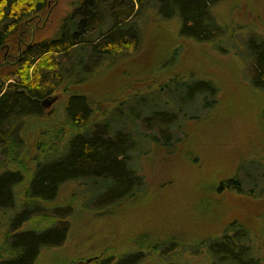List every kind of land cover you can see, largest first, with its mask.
I'll return each instance as SVG.
<instances>
[{
	"label": "trees",
	"instance_id": "1",
	"mask_svg": "<svg viewBox=\"0 0 264 264\" xmlns=\"http://www.w3.org/2000/svg\"><path fill=\"white\" fill-rule=\"evenodd\" d=\"M49 1L0 0V264H37L43 251L65 244L70 220L83 208L107 213L142 195L147 183L133 165L139 145L133 127L138 121L147 129L162 132L161 145L169 148L176 143L171 142L170 128L182 116L183 108L188 107L192 114L219 105V89L205 80L184 84L186 99L176 106L175 102L171 106L164 103L149 110L151 104L142 99L139 113L124 111L128 99L111 107H121L119 111L106 108L99 112L86 94L70 93L71 87L86 83L107 59L139 50L142 40L135 24L139 15L151 8L166 21L177 20L180 39L190 37L219 54L230 52V42H234V32L219 24L214 13V7L227 0H75L55 35L42 39L36 32L31 47H24L22 57L15 61L19 46L32 39L24 32L26 20L35 15L44 18ZM249 33L250 67L244 77L251 89L264 94V39L258 32ZM12 61L15 64L10 72ZM168 82L171 80L154 91L166 94ZM63 94L61 120H56L55 126L47 124L58 134L36 136L31 156L32 123L58 119L54 110L46 114L42 101ZM197 101L198 106L194 105ZM128 122L133 125L128 127ZM176 128H181L180 121ZM159 139L155 133L150 142L157 144ZM30 159L33 167L26 168ZM239 169L233 177L219 182L218 192L264 199V156L243 163ZM69 183H79V191L66 201L58 200L62 187ZM259 223V233L255 234L243 223L232 221L220 235L198 244L136 241L140 247L148 245V250L95 263L181 264L173 257L184 252L190 256L204 253L208 264H264V213Z\"/></svg>",
	"mask_w": 264,
	"mask_h": 264
},
{
	"label": "rangeland",
	"instance_id": "2",
	"mask_svg": "<svg viewBox=\"0 0 264 264\" xmlns=\"http://www.w3.org/2000/svg\"><path fill=\"white\" fill-rule=\"evenodd\" d=\"M74 1L55 0L47 5L48 13L35 30L42 39L55 35L61 18L71 12ZM214 13L219 24L234 32L230 52L219 54L210 45L197 43L190 37L180 39V22L166 21L150 8L135 21L142 40L139 50L132 55L107 59L86 83L70 88V93L86 94L93 105L100 108L99 112L106 108H110V112L118 110L121 107H111L126 99V113L132 110L139 113L142 99L151 104L149 110L164 103L171 106L175 102L176 106L179 100L186 99L184 84L191 85L196 80L212 82L219 89L216 98H220V102L205 110L195 108L192 114L188 107L183 108L182 116L170 128L171 142L176 143L169 148L161 145L162 132L147 129L138 121L133 127L139 140L133 165L137 174L144 177L146 190L140 197L126 200L107 213L83 208L82 213L71 218L65 244L43 251L37 264H97L95 262L103 258L148 250V245L143 243L140 247L136 241L177 240L183 245L198 244L220 235L227 224L235 220L255 234L259 233L264 199L228 191L220 194L218 184L238 173L243 163L264 156V94L251 89L244 77L250 67L246 46L249 32H258L260 39H264V0H227L214 7ZM25 27L28 32L30 27L27 24ZM168 59L166 70H163ZM172 75L181 76L171 78ZM169 79L166 94L154 91ZM56 96L58 99L46 108V114L54 110L58 119L32 123L31 156L35 153L36 136L58 134L51 126L61 120L63 112L60 109L66 97L65 94ZM179 121L181 128L177 129ZM155 133L161 139L157 144L150 142ZM32 167L30 159L26 168ZM241 176L246 178L245 170ZM79 186V183L64 185L58 200H68V196L79 191ZM176 257L181 264H208L204 253L190 256L182 252L173 258ZM94 258L97 259L92 261Z\"/></svg>",
	"mask_w": 264,
	"mask_h": 264
},
{
	"label": "flooded vegetation",
	"instance_id": "3",
	"mask_svg": "<svg viewBox=\"0 0 264 264\" xmlns=\"http://www.w3.org/2000/svg\"><path fill=\"white\" fill-rule=\"evenodd\" d=\"M51 1H55V0H50L48 3H47V5L49 6L52 2ZM34 17H36V20L34 19ZM30 20L32 19V21H26L25 23L30 27V30L28 31V33H31L32 34V39H31V41L30 42H27V43H25L24 42V46H25V48H30L31 47V44H32V42L34 41V34H35V30L36 29H38L39 27H40V24H41V21H42V17H40V16H38V15H35V16H33L32 18H29ZM35 21H34V20ZM44 22V21H43ZM43 24V26H44V23H42ZM24 32H26V31H24ZM23 45H20L19 46V56H18V58L19 57H22V50H23ZM5 58L7 59L8 58V56H7V53L5 54ZM18 58H16V56L14 57V60L16 61ZM14 61V62H15ZM49 98H51V97H49Z\"/></svg>",
	"mask_w": 264,
	"mask_h": 264
},
{
	"label": "water",
	"instance_id": "4",
	"mask_svg": "<svg viewBox=\"0 0 264 264\" xmlns=\"http://www.w3.org/2000/svg\"><path fill=\"white\" fill-rule=\"evenodd\" d=\"M58 99V96H55L53 98H46L42 101V105L44 108H49L51 107L55 102L56 100Z\"/></svg>",
	"mask_w": 264,
	"mask_h": 264
}]
</instances>
